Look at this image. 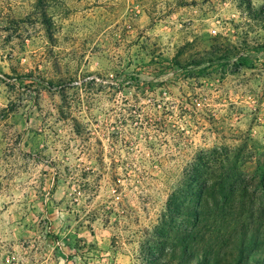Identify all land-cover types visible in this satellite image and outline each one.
<instances>
[{"label": "rangeland", "instance_id": "1", "mask_svg": "<svg viewBox=\"0 0 264 264\" xmlns=\"http://www.w3.org/2000/svg\"><path fill=\"white\" fill-rule=\"evenodd\" d=\"M236 237L264 264V0H0V264H234Z\"/></svg>", "mask_w": 264, "mask_h": 264}, {"label": "trees", "instance_id": "2", "mask_svg": "<svg viewBox=\"0 0 264 264\" xmlns=\"http://www.w3.org/2000/svg\"><path fill=\"white\" fill-rule=\"evenodd\" d=\"M239 60L241 61V63H245V62L248 63L249 58L241 56V57H239ZM4 76L9 77V75H7V74H4ZM48 85L52 86L53 83L50 82V83H48ZM231 171H232V169H231ZM233 175H235L234 176L235 180H229V179H231V177ZM216 178L221 180V183L218 185L217 193H219L222 197H226V195L229 196V190L230 191L232 190V185H231L232 181H234V183L237 184V180L240 179V176L239 175L237 176V174L231 173L229 171V172H222L221 174L217 175ZM235 184H234V187L236 186ZM196 190L194 188V191L192 192V194L196 195V193H198L200 199L204 195L209 194V188L207 187V185H205L204 188L200 187L199 190L196 188ZM187 195H188V192L185 191L184 192V200L179 206L172 204V200L170 201L169 207H168V212L165 214V216L161 219V221L157 225V228L161 231L162 234H167V233H165L166 231L172 232L171 228H172V225L177 224L176 223L177 217L185 215L183 213L184 209H182V206L185 204V199H186ZM200 215H201V213L199 211H198V213L196 212L195 213V219L198 220L199 217H201ZM188 216H189V214L185 215V217H188ZM247 232L248 231L243 232L244 237H245V235H247ZM188 235H189V233H188ZM194 237H195V239L193 241L196 240V236H194ZM194 237H192V239ZM159 240H160L159 242H161V243L165 242V240L163 241L162 238H160ZM195 244H197V242ZM233 246L234 247H232V249L234 250V254H233L234 255V261H233L234 264H246V262H251V261H248V257H251L253 259H257L256 254L258 253V251L255 248L251 247L254 250H252V252L249 253L250 255L247 256L248 250L250 249V247L246 243H244L243 241H239V239L237 237L234 239ZM209 248H210V253H204V251L203 252L200 251L201 253H199L200 254L199 259H196L199 256L197 251L200 250L198 245H196V247L194 248V251H189L187 248H184L182 250H178L175 248L173 252H175L174 254L176 256H179V255L182 256V258H180V260H186L189 257H191L194 260L196 259V261L192 260V261H194V264H217V262H218L217 260L222 259L221 258L222 254L219 256L218 252L216 251V248L214 246H211Z\"/></svg>", "mask_w": 264, "mask_h": 264}]
</instances>
